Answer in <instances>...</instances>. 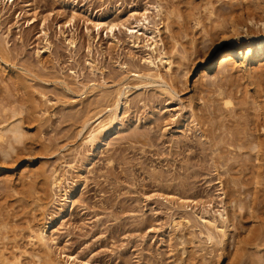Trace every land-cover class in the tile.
I'll return each mask as SVG.
<instances>
[{
  "label": "rangeland",
  "instance_id": "rangeland-1",
  "mask_svg": "<svg viewBox=\"0 0 264 264\" xmlns=\"http://www.w3.org/2000/svg\"><path fill=\"white\" fill-rule=\"evenodd\" d=\"M255 1L0 0V264H264V60L216 46Z\"/></svg>",
  "mask_w": 264,
  "mask_h": 264
},
{
  "label": "bare ground",
  "instance_id": "bare-ground-1",
  "mask_svg": "<svg viewBox=\"0 0 264 264\" xmlns=\"http://www.w3.org/2000/svg\"><path fill=\"white\" fill-rule=\"evenodd\" d=\"M243 2L245 3V4L244 3L243 4L246 7V9H248V8L251 9L252 8L251 5L253 6V3H255L256 1L255 0H243ZM260 16L258 19H256L255 15L251 14V15L247 16L248 17L247 21H244L241 19L240 20L232 19L230 21L229 30L223 31L220 34V37L218 39L219 41L216 44V46H219L220 44L225 42L228 38H230L231 36L228 35L230 33H234L233 36H236L237 39H239V41L237 42V44L239 46L236 47V45H230V47H228L225 50V52L220 55V59H221L219 61L220 64H223V65H230V64L236 65V64H238L242 70L248 71L250 61L254 60L256 57H263V60H264V35H263V33L259 32V31L255 33V32H252L253 30H251V32L249 31V29H250L249 25L257 27V30H261V28L264 29V16L261 18H260ZM116 23L117 22L109 21V24L108 23L107 24L110 25L111 29H113L117 25ZM245 37H247L246 41H245L247 48L242 47L244 43L241 41V39L245 38ZM155 43H156V40H155ZM213 49L209 50V53L211 51H213ZM206 54H207V56L210 55V54H208V52ZM160 59H162V58H160ZM165 59L168 62V65H170L171 64L170 59H168V57H166ZM239 60H241V61H239ZM212 69H214V65L209 64V65H207V67L204 68L203 72H209ZM155 72L156 73H153L154 75H156L160 78H164V77H162V74L159 73L158 70H156ZM256 90H257V88H256ZM263 94H264V90H263ZM123 95H124V93H121V92L119 93L117 101L115 100L116 104L115 103H114L115 105L113 104L114 106L110 109V114H109L107 119L100 120L94 126L89 128L88 137L91 140H96V141L100 140L99 136L101 135V137H103L105 135V132L110 129V125H112L114 120H116L118 105L120 103L126 101V100H124L125 98L123 97ZM229 102H230V100H226L225 104H228ZM263 103H264V101H263ZM261 105L259 103V106H260L261 111H262L261 112L262 117L260 119L259 114L255 115L256 118L253 122V138L251 140V147L255 151L254 159L256 161L261 160V158L264 159V139H261V134L264 131V106L263 105L261 106ZM16 124H17V122H16ZM16 124H12L9 127L4 128V129L7 131L8 130L11 131L14 138L16 140H18L20 137H22L21 136L22 134L20 131L21 126L16 125ZM21 128H23V127H21ZM1 130H0V136H3V134H2L3 132H1ZM19 141H20V139H19ZM65 194H66V196L62 199L63 202L61 201V205H64V206H65V204H67V202L73 201L71 193L66 192ZM61 209H63V208H61ZM49 223L48 222L43 223L39 229H33L34 227L31 228V237L33 239H36L39 243L45 244L46 243L45 242V234L47 233V228L49 226Z\"/></svg>",
  "mask_w": 264,
  "mask_h": 264
}]
</instances>
